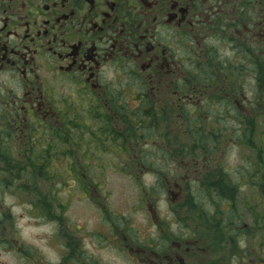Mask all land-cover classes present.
<instances>
[{"label":"flooded vegetation","instance_id":"flooded-vegetation-1","mask_svg":"<svg viewBox=\"0 0 264 264\" xmlns=\"http://www.w3.org/2000/svg\"><path fill=\"white\" fill-rule=\"evenodd\" d=\"M56 170L97 228L71 219L55 260L19 244L25 264H264V0H0V188L60 222ZM110 170L147 227L97 190Z\"/></svg>","mask_w":264,"mask_h":264},{"label":"rangeland","instance_id":"rangeland-1","mask_svg":"<svg viewBox=\"0 0 264 264\" xmlns=\"http://www.w3.org/2000/svg\"><path fill=\"white\" fill-rule=\"evenodd\" d=\"M224 158L225 163H231L233 160V157L230 156ZM64 160L63 163H69L67 158ZM106 175V184L103 187H96L97 190H103V194L107 197H105L107 203L119 205L128 218H136L138 227L141 229L145 227L147 224L146 211L131 209L141 198L139 188L135 184L137 177L112 170L108 171ZM43 176L44 181L40 190L44 197H48L49 201L55 202L52 211L60 212L62 220L59 222L47 218L48 216H44L45 219H38L37 216H34L31 211L35 210L38 204L32 202V197H16V195H23L22 192L25 190H23V187L22 189L16 186L0 188V213L6 212L8 215H12V219L9 223H6V226L16 230L11 231L10 234L8 232H0V264H25L26 258L23 255V251L18 248L19 244L25 245V243L37 254L42 255L46 259L55 260L57 249L55 246V234L56 232L58 233L60 228L64 230L65 227L69 226L71 219H76L78 222L87 219L89 228H97L95 224L98 222L96 217L99 215V207L96 201L88 198L84 199L79 186V188H72L68 171H45ZM139 179L143 181L148 189L154 177L151 174H147ZM18 183L21 185L20 181ZM29 190L31 191V188L27 187L28 192H30ZM73 193L75 194L73 195ZM53 197H56V200H52ZM57 206L60 208H57ZM161 206L165 208V203H162ZM11 234H14L20 242L10 247L5 246V244L11 242L7 241V238L12 237ZM108 254V251L103 253L104 256H108Z\"/></svg>","mask_w":264,"mask_h":264},{"label":"trees","instance_id":"trees-1","mask_svg":"<svg viewBox=\"0 0 264 264\" xmlns=\"http://www.w3.org/2000/svg\"><path fill=\"white\" fill-rule=\"evenodd\" d=\"M194 142H196V140H194ZM190 146H191V144H190ZM45 209H46L47 212H50L53 209V203L51 201L47 200V199L44 202V210Z\"/></svg>","mask_w":264,"mask_h":264}]
</instances>
